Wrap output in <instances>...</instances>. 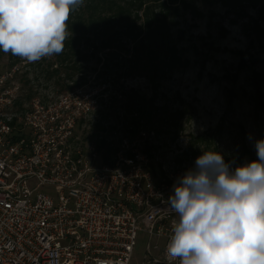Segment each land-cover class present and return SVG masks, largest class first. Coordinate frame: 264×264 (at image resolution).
I'll use <instances>...</instances> for the list:
<instances>
[{"label": "built area", "instance_id": "1", "mask_svg": "<svg viewBox=\"0 0 264 264\" xmlns=\"http://www.w3.org/2000/svg\"><path fill=\"white\" fill-rule=\"evenodd\" d=\"M16 69L0 72V264H132L141 233V264H179L165 251L183 172L165 167L156 180L139 150L145 132L98 165L95 143L74 144L97 105L91 94L77 87L21 104Z\"/></svg>", "mask_w": 264, "mask_h": 264}, {"label": "rangeland", "instance_id": "2", "mask_svg": "<svg viewBox=\"0 0 264 264\" xmlns=\"http://www.w3.org/2000/svg\"><path fill=\"white\" fill-rule=\"evenodd\" d=\"M191 4L196 11L180 10L174 19L176 25L171 26L172 40L189 63L169 71L155 83L149 81L146 71L128 72L131 53L127 50L133 41L130 37L122 38L126 51L112 49L118 53L114 61L106 56L108 50H88L85 70L67 82H77L91 94L90 100L97 102L77 128L75 145L95 143L99 133L96 125L109 114L103 120L107 131L100 135L117 148L127 137L125 125L135 116L126 105L137 93L145 98L148 113L139 121V131L146 134L139 150H147L148 165L157 181L165 167L183 173L194 167L202 150L219 151L226 162H234L233 167L246 163L245 159H257L253 140L264 138V36L255 30V21L260 20L258 8L248 7V16L237 17L219 1L211 4L193 0ZM179 31L184 33L183 39L178 38ZM238 52L244 53L246 64H241ZM253 60L258 61L253 64ZM14 61L19 103L35 97L48 101L69 92L62 90L56 77L47 80L41 74L45 68H61L56 54L28 62L22 58L11 60L9 53H0V72L10 69ZM253 70L260 77V105ZM96 163H103L101 155ZM146 243L147 237L141 233L132 264H141Z\"/></svg>", "mask_w": 264, "mask_h": 264}, {"label": "clouds", "instance_id": "3", "mask_svg": "<svg viewBox=\"0 0 264 264\" xmlns=\"http://www.w3.org/2000/svg\"><path fill=\"white\" fill-rule=\"evenodd\" d=\"M84 0H0V50L28 62L60 54L70 13ZM257 159L226 162L202 150L174 182L169 208L178 215L165 255L179 264H264V138Z\"/></svg>", "mask_w": 264, "mask_h": 264}, {"label": "trees", "instance_id": "4", "mask_svg": "<svg viewBox=\"0 0 264 264\" xmlns=\"http://www.w3.org/2000/svg\"><path fill=\"white\" fill-rule=\"evenodd\" d=\"M84 0V4L70 13L67 21L68 36L64 42V50L56 54L60 67L55 69H42L41 74L47 80L57 78V83L61 84L62 90L71 91L80 84L72 81L74 76L82 74L85 70L84 63L88 60L87 52L92 49L108 50L107 57L112 61L118 55L112 49L126 51V45L122 44V38L130 37L132 48L127 51L131 53L129 62V73L138 70L146 71L149 81L155 83L157 79L167 76L169 71L175 68L185 67L189 61L183 57L177 48V44L172 40L171 26L176 25L175 17L180 10L193 9V0ZM211 4L219 1L228 12L234 13L237 17L248 16L247 8H258L259 21H255V30L259 35L264 36V0H204ZM196 11V10H195ZM142 12V14H140ZM142 20L139 24L138 21ZM252 20V19H251ZM184 33L179 31V39H183ZM0 53L4 52L0 50ZM243 59L244 53L238 52ZM11 60L19 59L9 52ZM114 56V57H112ZM17 61V60H16ZM16 61L10 64L13 67ZM258 60H253L255 64ZM241 64H246L244 59ZM118 65V64H116ZM251 67V66H250ZM62 73V78L60 75ZM253 76L257 85V98L259 105L263 103L260 92V77L253 70ZM29 81L26 80V84ZM130 97L126 110L132 115L131 121L125 125V135L135 137L140 131V120L147 113L146 100L137 93ZM104 114V113H103ZM148 114V113H147ZM109 115V114H108ZM108 115L103 116L96 129L95 144L103 162H111L117 151L113 142H108L107 137H101L100 132L107 131L103 125V120ZM147 152V150H146ZM242 161V160H241ZM248 162V160H244Z\"/></svg>", "mask_w": 264, "mask_h": 264}]
</instances>
